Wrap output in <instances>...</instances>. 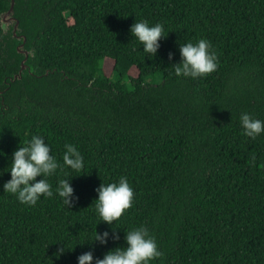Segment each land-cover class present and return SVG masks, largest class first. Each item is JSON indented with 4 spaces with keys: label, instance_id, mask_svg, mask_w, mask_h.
<instances>
[{
    "label": "trees",
    "instance_id": "trees-1",
    "mask_svg": "<svg viewBox=\"0 0 264 264\" xmlns=\"http://www.w3.org/2000/svg\"><path fill=\"white\" fill-rule=\"evenodd\" d=\"M14 12L33 55L13 80L21 42L0 25V264H76L89 249L102 258L139 225L162 252L150 264H264V132L246 137L238 119L264 120V0H15ZM134 19L164 26L153 57L130 34ZM199 38L217 67L176 75L178 44ZM31 134L58 160L65 142L81 152L71 209L55 193L27 205L3 191ZM121 175L134 195L113 224L120 238L90 244L94 189ZM57 240L74 247L54 256Z\"/></svg>",
    "mask_w": 264,
    "mask_h": 264
},
{
    "label": "clouds",
    "instance_id": "clouds-1",
    "mask_svg": "<svg viewBox=\"0 0 264 264\" xmlns=\"http://www.w3.org/2000/svg\"><path fill=\"white\" fill-rule=\"evenodd\" d=\"M129 32L139 43L146 55L153 57L159 48V41L164 34L161 22L149 23L145 19H134L129 26ZM179 62L172 63V69L178 76L200 77L212 72L217 67V55L206 38H199L193 42L188 40L178 44ZM172 53H168L171 60ZM239 124L244 136L255 139L264 132V120L255 118L251 113L242 111L239 114ZM0 155H5L0 151ZM84 167V160L79 149L72 143L65 142L60 159L51 154L50 146L43 136L31 134L23 143H18L12 151L7 163L10 178L3 182L4 192L13 194L22 204L34 205L41 195L44 197H59L61 203L71 209L78 197L70 184L73 176L80 175ZM70 173H76L72 175ZM56 176L55 187L49 182V177ZM39 176L40 179H36ZM93 208L97 217L96 225L100 222L108 224V230L97 232L96 225L91 236L85 240L90 244L99 242L106 244L109 239L117 240L119 235L113 227L118 222L124 210L129 208L133 199V189L127 177L119 176L107 183L101 182L95 189ZM122 246L108 249L101 257L93 256L91 249L76 256V264H150V261L162 255L155 238L149 234L144 225L131 226L123 231ZM84 241V242H85ZM59 246L53 253L60 256L65 250H72L74 246H65L63 241L57 240ZM76 245V244H75Z\"/></svg>",
    "mask_w": 264,
    "mask_h": 264
},
{
    "label": "water",
    "instance_id": "water-1",
    "mask_svg": "<svg viewBox=\"0 0 264 264\" xmlns=\"http://www.w3.org/2000/svg\"><path fill=\"white\" fill-rule=\"evenodd\" d=\"M10 8L8 11L3 12L0 15V25L2 30L4 31V33L7 32V30L12 28V32H13V36L15 38H17L18 41H20V45L17 46V52L22 54L24 56V60L22 62L21 65V69H20V74L18 76H16L13 80H15L16 78L20 79V75L21 73L26 69V61L29 57V55L33 52L32 51H27L25 50V43H26V38L24 36H18L16 33L19 30V21L17 20V18L14 16V6H15V0H10Z\"/></svg>",
    "mask_w": 264,
    "mask_h": 264
}]
</instances>
